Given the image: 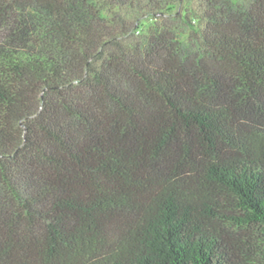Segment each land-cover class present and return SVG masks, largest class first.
<instances>
[{
  "label": "trees",
  "instance_id": "trees-1",
  "mask_svg": "<svg viewBox=\"0 0 264 264\" xmlns=\"http://www.w3.org/2000/svg\"><path fill=\"white\" fill-rule=\"evenodd\" d=\"M175 3L0 0V264H264V0Z\"/></svg>",
  "mask_w": 264,
  "mask_h": 264
},
{
  "label": "rangeland",
  "instance_id": "rangeland-1",
  "mask_svg": "<svg viewBox=\"0 0 264 264\" xmlns=\"http://www.w3.org/2000/svg\"><path fill=\"white\" fill-rule=\"evenodd\" d=\"M179 5L175 3L174 5H169L164 9V14L166 18H171L177 21V15L182 14L185 11L187 19L180 20L179 22V37L181 41H185L187 36L192 34V32L197 31V20L195 19L200 15V4L201 0H179ZM233 2H238V0H233ZM192 16L194 18H192ZM137 21L142 28L149 27L152 21L148 19H143V14L139 13L137 15Z\"/></svg>",
  "mask_w": 264,
  "mask_h": 264
}]
</instances>
